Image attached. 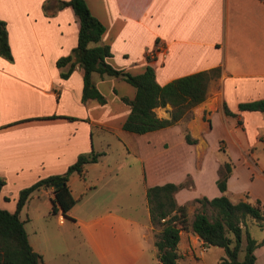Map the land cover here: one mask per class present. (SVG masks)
Segmentation results:
<instances>
[{
    "label": "crops",
    "instance_id": "crops-1",
    "mask_svg": "<svg viewBox=\"0 0 264 264\" xmlns=\"http://www.w3.org/2000/svg\"><path fill=\"white\" fill-rule=\"evenodd\" d=\"M61 1L0 0V19L6 22L12 52V59L0 55V176L5 181L0 206L13 211L21 188L40 177L63 173L79 154L101 149L106 155L116 145L123 157L133 153L143 169H101L91 174L88 167L97 161L86 163L83 175L74 171L68 177L77 202L65 213L55 202L58 222L64 224L67 218L78 227L98 264H161L153 245L159 228L150 220L146 189L185 181L189 176L188 185L175 192L177 202L185 204L187 211V227L180 230L177 243L178 262L210 264L203 257L207 245L192 230L191 221L196 210L208 214L206 205L211 208L208 203L194 201L196 197L221 194L216 183L218 171L212 173L209 193L196 191L194 171L176 169L175 160L177 156L200 157L213 139L215 149L225 153L217 168L225 160L232 166L224 193L232 202L259 199L264 209V162L253 158L258 153L264 155V111L238 108L239 102L264 97V0H85L104 25L100 43L109 45L111 55L106 61L115 68L139 73L151 65L156 80L165 83L220 67V74L208 82L205 98L191 108L189 116L143 133L122 127L130 107L120 95L131 98L135 93L134 86L126 85L122 77L91 73L92 83L106 97V102L100 103L94 98L82 100L83 70L77 62L62 76L71 62L57 65L56 61L72 53L80 21L72 6ZM157 42L165 45L166 54L153 57L149 51ZM104 81L110 82L109 91L102 89ZM224 105L234 114H226ZM171 108L166 103L153 111L169 118ZM95 125L99 127L97 149ZM186 133L195 142H188ZM158 137L161 149L148 153ZM257 144L261 148L258 153ZM155 154L157 163L153 169H145L146 160ZM243 155L250 169L239 173L233 157ZM86 173L95 182L87 185ZM76 178H83L82 185L75 183ZM244 179H248L246 184ZM74 185L79 187L77 193ZM53 195L52 186L31 193L39 203L35 217L50 213ZM9 199L14 205L6 206ZM249 222L256 223L247 219ZM103 228H114L118 234L105 240ZM261 230L255 239L264 236ZM27 236L49 264L37 231L33 242L28 232ZM213 247L220 260L223 248ZM254 252L255 264H264V244Z\"/></svg>",
    "mask_w": 264,
    "mask_h": 264
},
{
    "label": "trees",
    "instance_id": "trees-1",
    "mask_svg": "<svg viewBox=\"0 0 264 264\" xmlns=\"http://www.w3.org/2000/svg\"><path fill=\"white\" fill-rule=\"evenodd\" d=\"M61 3L70 4L80 21L77 43L72 53L59 57L56 61L57 65L71 62L69 70L62 73V76H67L77 62L83 70L82 100L94 98L100 103L106 102V97L92 83L93 71L101 75L120 76L134 86L133 97L120 95V99L130 107L122 123V127L126 130L143 133L172 124L182 116H189L191 108L205 98L209 80L220 74V67L214 66L159 83L151 65H146L139 73L115 68L106 61V57L111 55L109 45L100 43L104 25L91 13L86 1L62 0ZM90 42L96 44L89 45ZM0 55L12 59L6 22L3 19H0ZM73 55L74 60H72ZM99 62L101 64H98ZM166 103L172 106L170 117L157 116L153 107L163 106ZM238 108L264 111V97L239 102ZM224 111L226 114H234L226 105ZM184 137L190 143L195 142L188 133ZM100 154L93 150L87 154H79L63 173L40 177L21 188L13 211L0 206V264H45L42 255L34 250L28 240L24 226L25 219L20 218L19 211L34 190L49 186L53 187L54 194L51 199V211L57 210L55 202L63 213L70 210L78 197H74L71 193L68 185L69 174L75 171L83 175L85 164L97 161ZM231 168L229 160L223 161L217 168L216 183L221 194L211 198L203 195L194 199L208 203L215 215L211 217L204 211L196 210L191 228L205 245H218L223 248L224 254L220 257V264H255L254 250L258 245L264 244V236L260 240L255 239L248 231L247 219L254 220L264 229V209L259 199L251 202L246 198L232 202L228 198L224 191ZM4 182V178L0 176V189ZM58 182L62 183L55 186ZM185 185H188L186 181L177 183L168 181L150 185L146 189L150 220L154 227L159 228L154 233L153 245L161 264H179L177 243L180 230L187 227V211L185 204L177 202L175 192ZM243 240L244 253L243 257L239 258Z\"/></svg>",
    "mask_w": 264,
    "mask_h": 264
},
{
    "label": "rangeland",
    "instance_id": "rangeland-1",
    "mask_svg": "<svg viewBox=\"0 0 264 264\" xmlns=\"http://www.w3.org/2000/svg\"><path fill=\"white\" fill-rule=\"evenodd\" d=\"M124 83L132 87L125 80ZM101 85L103 90L109 91V81H104L101 83ZM92 128L94 129L95 133V144L97 149L99 148L97 143V131L99 130V127L95 125L92 126ZM107 135L108 134H104L103 137H106ZM160 139L161 137L154 139L155 145L153 144L147 149L148 153H157L161 149V145H158ZM102 144L106 146L104 142H102ZM215 144L216 143L215 141H213V139L212 141H209L208 148L200 157L185 156L183 158H179V156H177L178 160H175L176 169H192L194 171L198 180V188L196 191H202L204 189L207 193H209L210 187L212 186V173L214 169H217L218 162L221 161L225 155V153L219 152L215 149ZM256 146L257 147L255 151H257L258 153L260 152L261 148L259 144H257ZM120 150V147H116V145H114L112 151H110L106 155H103L101 149H97L95 152H100L101 154L99 155L96 164H90V166L88 167L90 173L97 174L101 169H136L137 171L143 169L140 160H138L133 153L126 154V157H123L122 151ZM156 157L157 156L155 154L153 158L146 160L145 169H153L155 162L157 163ZM253 158L254 160H259V162H264V155H260V153H258V155H255ZM246 160L247 159L244 155L242 157H233L235 169L239 173L241 171L245 172L246 169H250L245 165ZM84 179L86 180L85 183H87V185L95 182L90 179L88 173H86ZM247 180L248 179H244L243 184H246ZM82 181L83 178L81 180H79V178H76L75 183L82 185ZM185 181L190 182L191 178L188 176ZM239 183H241V181H239ZM74 188V191L77 193L78 191H76L77 187H75V185ZM5 203L6 206L14 205V201H12L11 199L5 201ZM37 203L38 200L30 197L21 209L20 216L22 219H26L25 228L29 234V239L31 242H33L34 230H36L39 234V243H41L39 246L40 248H43L48 263L52 264L53 262H56L57 264H98V260L93 254L92 248H90L86 244L85 239L81 235L78 227L73 224L70 219L67 218L65 220V223L61 224L60 222H58L57 216L51 210L50 213L46 215V217H35L34 213L39 207V203ZM205 208L209 216L213 217L215 215V212L212 210V208L207 205ZM189 211L192 212L191 207H189ZM28 217H30V220L27 219ZM41 226L43 228L42 230L40 229ZM247 227L248 231L254 238L260 236L262 228H260L257 223L249 222L247 223ZM103 230L101 232L105 240L112 239L114 233L118 234V231L114 228H108L104 231ZM243 246L244 240L242 242V249L239 251V258L243 257ZM206 247L207 248L203 256L204 259L210 264H219L220 260L216 259V248H214L213 245Z\"/></svg>",
    "mask_w": 264,
    "mask_h": 264
},
{
    "label": "built area",
    "instance_id": "built-area-1",
    "mask_svg": "<svg viewBox=\"0 0 264 264\" xmlns=\"http://www.w3.org/2000/svg\"><path fill=\"white\" fill-rule=\"evenodd\" d=\"M165 50H166L165 45L163 43H161V42H157L156 45L152 49H150L149 53L153 57H155L156 54H160V53H162V55H165L166 54V51ZM203 249H205L204 246L201 247V250L200 251H202Z\"/></svg>",
    "mask_w": 264,
    "mask_h": 264
},
{
    "label": "water",
    "instance_id": "water-1",
    "mask_svg": "<svg viewBox=\"0 0 264 264\" xmlns=\"http://www.w3.org/2000/svg\"><path fill=\"white\" fill-rule=\"evenodd\" d=\"M98 64H101V62H99ZM60 183H62V182H58V183H56L55 186H57V185L60 184Z\"/></svg>",
    "mask_w": 264,
    "mask_h": 264
}]
</instances>
